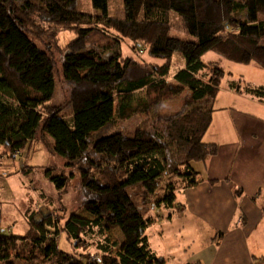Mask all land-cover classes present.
<instances>
[{"label": "trees", "instance_id": "1", "mask_svg": "<svg viewBox=\"0 0 264 264\" xmlns=\"http://www.w3.org/2000/svg\"><path fill=\"white\" fill-rule=\"evenodd\" d=\"M122 5V18H114L108 0H91L92 12L81 11L77 0H0V148L16 157L38 132L52 139L70 175L50 180L64 190L77 170L80 209L88 215L70 216L61 229L76 248L98 251L94 256L60 251L53 238L60 232L58 217L41 214L36 221L27 215L25 235L0 233V264H166L145 234L157 219L185 213L177 193L196 187L195 165L217 155V145L204 138L225 78L232 80L226 85L230 91L264 105V85L252 86L220 67L226 62L264 73V0H122ZM171 14L194 41L169 36ZM11 32L34 46L38 61L11 42ZM63 33L75 38L61 48ZM123 39L132 42L137 56L146 49L149 59L163 64L143 65L125 55ZM53 45L63 54L69 118L36 89L55 77L48 54ZM207 53L219 60L204 63ZM175 54L184 64L171 74ZM185 90L189 96L180 111L161 115V105ZM145 115L149 119L126 135L120 125ZM137 186L143 188L140 205L128 193ZM259 200L264 211V194ZM114 231L121 243L108 236ZM90 235L100 239L88 243Z\"/></svg>", "mask_w": 264, "mask_h": 264}, {"label": "rangeland", "instance_id": "2", "mask_svg": "<svg viewBox=\"0 0 264 264\" xmlns=\"http://www.w3.org/2000/svg\"><path fill=\"white\" fill-rule=\"evenodd\" d=\"M109 2V14L114 18H122L123 5L122 0H108ZM77 6L81 11H91V0H77ZM92 12V11H91ZM171 27L172 31L170 37L178 38L184 41H194L183 29L182 25L175 14H171ZM75 35L63 33L60 37L59 46L64 48L69 41H72ZM10 40L15 46H21L25 51H28L32 60L38 61L39 58L35 49L29 45L28 41L24 40L20 34L16 32L10 33ZM34 45L37 48L45 50V46L39 40L34 39ZM123 49L125 55L131 56L137 62L146 64L162 65V60H152L148 58L146 49L143 53L137 56L132 49V42L123 39ZM54 63L55 77L49 82L36 86V89L43 90L46 93L47 100L50 101L53 106L61 107V115L69 118L72 114V109L67 103L68 94L66 87L62 83L61 79V66H62V51L57 49L54 45L51 47V52L48 53ZM219 60V57L212 53H207L203 57L204 63H210L212 61ZM220 66L225 73H235L234 67L236 65L222 62ZM183 59L180 55L175 54L171 61V74L181 70L183 68ZM254 68V75L252 81L258 83L259 86L264 85V73ZM237 79V77H235ZM239 78V77H238ZM248 78V77H247ZM232 80L225 78L223 85H228ZM189 96V92L185 90L180 96H177L171 101H166L161 105V115H172L180 111L184 106L186 99ZM254 100V99H253ZM256 101V100H255ZM148 115L133 118L128 122L122 123V129L125 134L131 136L135 130L136 125L142 120H148ZM53 141L50 137L43 136L41 132L37 133L36 138L29 143L20 153H17L16 157H10L4 155V149L0 148V233L7 235H25L29 229V219L27 215H33V218L38 221L41 214L50 215L59 219V235H54L53 238L60 251L69 255L89 254L94 256L97 254V250L94 246H88L86 250L78 249L75 246V242L69 240L65 231H62L61 227L66 223L67 219L74 216L88 217L87 213L80 209L81 206V192H80V175L77 170H74L73 177L67 182V186L64 190H58L53 182L50 180L52 177L59 175H66L69 177L70 168L66 165V159L52 150ZM143 188L141 186L133 187L128 190V193L132 200L140 205ZM163 189L160 187L157 191L159 196L162 194ZM176 201L178 204L187 206V199L185 194L181 191L177 193ZM48 199V202L45 200ZM188 208V206H187ZM187 209H185V212ZM188 212V211H187ZM264 214V211L261 210ZM161 215L165 214L163 211ZM159 213V214H160ZM54 214V215H52ZM154 217L155 214H150ZM156 220V218H154ZM193 220L191 219V225H187L185 229L193 227ZM159 219L156 220V222ZM156 222H153L154 224ZM153 224V225H154ZM163 224H167L164 222ZM212 230L208 224L202 223L198 227L194 228L193 233H189L193 236L206 237L207 233ZM62 231V232H61ZM163 234L159 230H155V227L151 226L145 236L148 239L151 250L160 258H162L168 264H174L178 260V254L188 253L187 256H191L196 252L195 249L190 247L188 242L181 245L182 240L186 239L187 231L182 232L181 225L176 224L172 230H162ZM52 235V234H51ZM111 239L122 242V236L118 231L110 233ZM98 236L90 235L85 237V241L93 243L97 241ZM197 243V242H196ZM264 245V242H263ZM192 249V250H191ZM186 257V256H185ZM259 258V256H258Z\"/></svg>", "mask_w": 264, "mask_h": 264}, {"label": "crops", "instance_id": "3", "mask_svg": "<svg viewBox=\"0 0 264 264\" xmlns=\"http://www.w3.org/2000/svg\"><path fill=\"white\" fill-rule=\"evenodd\" d=\"M253 71V66L236 65L230 74L259 86L251 79ZM223 84L204 138L205 143L217 145V155L195 165L199 184L182 191L188 212L152 225L162 234L173 231L176 224L187 231L181 245L188 242L196 252L191 256L180 252L174 264H264V214L259 200L264 194V105ZM192 218L194 226L185 229ZM202 223L212 228L206 237L201 232L189 234Z\"/></svg>", "mask_w": 264, "mask_h": 264}]
</instances>
